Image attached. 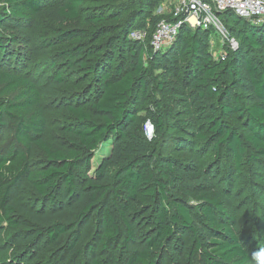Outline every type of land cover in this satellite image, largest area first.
<instances>
[{
    "label": "trees",
    "instance_id": "obj_1",
    "mask_svg": "<svg viewBox=\"0 0 264 264\" xmlns=\"http://www.w3.org/2000/svg\"><path fill=\"white\" fill-rule=\"evenodd\" d=\"M84 1L64 0L53 13L60 21L75 19ZM42 5L43 0H0V137H5L0 145V229L2 223L20 225L14 219V196L27 183L33 197L25 209L26 223L21 224L27 225L29 234L18 238L19 243L42 233L57 251L55 264H164L169 255L184 254L173 246L176 233L194 245L190 257L199 254L206 264H250L251 253L234 230L239 218L227 187L179 185L203 172L162 155L157 146L158 141L178 143L169 129H195L191 137L210 142L216 155H229L238 176L244 156L247 161L264 157V60L254 55L256 50L264 52V22L254 23L232 11L218 13L238 46L216 59L208 48L209 30L183 24L172 44L154 51L149 41L154 28L146 40H130L129 20L116 44L125 58L113 68L107 65L108 56L84 60L92 52L77 44L56 50V58L68 68L83 59L80 67L87 71L93 89L92 94L71 96L63 124L69 138L59 147L46 138L43 94L66 79L58 69L47 76L29 63L37 58L41 65L55 68L57 61L45 52L81 34L41 18ZM114 19L118 21L119 14ZM38 24L41 42L24 60L22 52L14 50V34L5 31ZM117 38L109 37L104 46ZM145 60H154L163 81ZM155 88L166 98L155 100L161 112L148 111L154 131L148 140L136 107L146 97H155ZM189 107L199 111V124L190 115L173 112ZM233 116L242 117L240 126L229 123ZM106 144H110L107 155L89 175L94 151ZM33 152L38 155L34 164ZM237 190L233 186L232 194ZM138 210L149 216H139ZM199 219L210 231L206 249L195 239Z\"/></svg>",
    "mask_w": 264,
    "mask_h": 264
},
{
    "label": "rangeland",
    "instance_id": "obj_2",
    "mask_svg": "<svg viewBox=\"0 0 264 264\" xmlns=\"http://www.w3.org/2000/svg\"><path fill=\"white\" fill-rule=\"evenodd\" d=\"M62 2L64 0H43L41 18L54 20V23L60 25L62 28L78 29L81 36H74L58 43L45 52L50 58L57 61L55 68L49 69L48 64L41 65L40 60L37 58H31L33 63H29L30 66L39 70L40 74L43 71L46 72L47 76L54 69H58L66 79V82L59 88L51 89L50 93L43 94L47 122L46 138L51 144L59 147L64 146L65 140L69 138L63 124L67 117V107L72 98L71 96L77 93L81 95L92 94L93 89L90 86L91 83L87 77L89 76L87 71L83 67H80V62L83 59H78V62L73 67L68 68L65 66V62L56 58L57 53L55 51L65 46L77 44L82 46L83 50H91L92 52V55L85 57L84 60L92 61L95 56H101L103 59L108 56L107 65L113 68L116 64L123 62V58H125V52H122L120 49L117 50L119 47L116 45L119 43V33H121L125 22L130 21L132 23L127 31L128 39L146 40L149 30L155 28L160 21L167 20L169 16H172L175 4V0H85L80 7L77 18L60 21L61 19L53 11ZM116 14H119L118 21L114 19ZM98 16H103V18L94 21ZM37 26L5 31L6 34H14V50L18 51V55L19 52H22L25 57L24 60H27L32 55L33 46L39 45L41 42L40 25L38 24ZM134 27L136 29H133ZM225 29L227 30V28ZM136 31H138V34L134 33ZM111 36H118V38L113 44L105 47L104 44ZM212 36V43H209L208 48L213 58L216 59L221 54H224L228 48L226 44H222L217 34L212 33ZM51 40L53 41V39ZM108 53L110 55H107ZM254 55L264 60V52L262 50L254 51ZM180 64L182 65V63ZM145 65L153 69L152 74L159 81L164 80L163 76L160 75L161 71L155 68L154 60H145ZM164 84L167 85L168 83L165 82ZM155 94V97H146L136 107L140 127L148 140L154 135V131L151 136L145 134L144 124L150 117L148 111H152L153 113L161 112V109L156 106L155 100L163 102L166 98L164 91H160L158 88H155ZM163 110L170 116L167 113V107L164 109L163 106ZM173 112L179 117L190 115L197 124L201 122L198 119L200 116L199 111H195L193 108L189 107ZM229 123L234 127H238L242 123V117L233 116L229 119ZM196 131L195 129H187L185 132H177L169 129V132L176 134L179 138L176 139L178 143L163 145L161 141H158L157 148L162 155H171L183 162L187 165V169H198L203 172L202 177L183 179L179 185L188 188L201 186L225 189L227 187L239 218L234 227L235 233L247 252L251 253L252 259L250 264H264V157L258 161H247V155L244 156L241 175H235L232 158L229 155H225V153L216 155L211 148L210 142L208 146L205 141L201 142L199 137H191ZM4 138L0 137V145L5 142ZM109 149L110 144H106L94 151V156L90 160L89 175L93 174L101 158L107 155ZM37 158V152H33L30 156V161L34 164L38 160ZM233 186H238V190L232 194ZM171 191L176 196L185 198L188 204H195L194 200L178 194L173 189ZM32 197V189L29 184L22 183L14 196L16 205L14 219L19 220L20 225L18 227H10L5 223L1 224L0 264H55L54 259L57 251L55 252L54 245H50V242L47 241L45 235L42 233L38 237H30L19 243L18 238L23 240L29 234V232L25 231V226L27 225L21 224V222L26 223L27 214L25 209L30 206ZM138 215L148 217L149 213H142L141 210H138ZM145 220L143 223L148 221ZM194 226L196 228L195 239L197 242L200 241L202 243V249H206L210 231H208L203 220L201 221L200 219L197 220ZM176 234L178 236L173 241V246L178 251L184 252V254L169 255L164 264H206L203 257L199 256V254L190 257L189 252L194 245L191 241L187 242L184 238L182 239L179 233ZM185 242H187V247L185 246Z\"/></svg>",
    "mask_w": 264,
    "mask_h": 264
},
{
    "label": "built area",
    "instance_id": "obj_3",
    "mask_svg": "<svg viewBox=\"0 0 264 264\" xmlns=\"http://www.w3.org/2000/svg\"><path fill=\"white\" fill-rule=\"evenodd\" d=\"M232 11L241 18L254 23L264 22V0H175L171 20H162L152 32L150 45L154 51L164 49L172 44L180 27L186 24L190 28H201L211 31L220 37L222 44L235 50L238 41L228 33L218 13ZM138 34V31L134 32ZM136 35V34H135ZM225 55L221 54V58ZM145 134L151 136L153 126L150 121L144 125Z\"/></svg>",
    "mask_w": 264,
    "mask_h": 264
}]
</instances>
